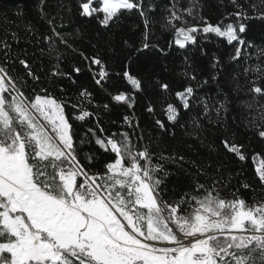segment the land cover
I'll list each match as a JSON object with an SVG mask.
<instances>
[{
  "label": "snow or ice",
  "instance_id": "6c2138e0",
  "mask_svg": "<svg viewBox=\"0 0 264 264\" xmlns=\"http://www.w3.org/2000/svg\"><path fill=\"white\" fill-rule=\"evenodd\" d=\"M231 3L235 7L228 13L232 22L217 24L203 17L199 24L185 19L196 18L195 0L188 8L173 3L163 17V27L172 34L169 47L185 50L198 43V34L205 38L214 34L235 47L231 59L239 60L246 47L254 46L244 39L250 31L247 21L264 22V0H249L247 7L238 0ZM76 11L104 28L124 12H138L145 33L136 54L153 47L144 0H78ZM53 34L67 44L54 28ZM11 36L15 39L16 33ZM43 39L49 45L54 42L53 36ZM123 44L130 47L127 41ZM0 50L5 57L0 64V264H264V201L249 205L235 194L231 200L222 198L215 181L210 188L197 185L195 194L185 193L173 203L163 200L162 180L157 176L163 166L153 165L148 149L134 145L128 133L105 134L98 116L96 128L86 133L87 143L103 162L101 169L93 171L96 155H80L83 149L76 144L72 122L93 117L85 107L92 103V93L81 88L78 103L72 104L78 114L69 117L67 101L58 100L46 87L33 88L31 96L26 94L27 79L41 83L27 52L12 59L24 69L22 77H14L8 68L11 45L6 39L0 40ZM157 50L166 54L163 48ZM258 53L264 58V48ZM133 55L129 52L125 59L131 61ZM83 58L93 83L104 89L111 79L108 64L98 55ZM219 63L213 57V68ZM81 71L74 66L64 72L57 66L51 76L75 83L73 74L78 76ZM244 73L250 97L246 103L249 123L264 139V104L260 103L264 65L250 66ZM115 75L137 92L144 88V80L134 75L128 64H122ZM184 75L188 81L197 79L194 72ZM217 79L212 76L213 81ZM155 87L173 95L169 83L158 80ZM195 93L196 88L188 83L174 93L173 102L165 99L162 110L166 120L175 123L181 108L189 111ZM109 95L118 104L135 106V97L125 91ZM201 103L207 115L209 105ZM108 108L105 104L104 109ZM224 108L225 102L218 101L217 113ZM148 111L154 112L151 103ZM124 120L131 123L127 116ZM156 124L165 127L159 119ZM222 144L240 160L246 159L241 145L227 139ZM183 159L179 157L181 162ZM256 175L264 188V162Z\"/></svg>",
  "mask_w": 264,
  "mask_h": 264
},
{
  "label": "trees",
  "instance_id": "16d2710c",
  "mask_svg": "<svg viewBox=\"0 0 264 264\" xmlns=\"http://www.w3.org/2000/svg\"><path fill=\"white\" fill-rule=\"evenodd\" d=\"M238 2L247 7L249 0ZM173 3L178 8H188L193 0H144L149 21V43L153 47L136 54L145 33L144 19L138 12H124L110 27L104 28L97 20L78 15V0H0V40L6 39L11 45L9 71L14 77L24 75L22 66L11 61L18 53L27 52V59L41 77V83L27 79L26 94L31 96L33 88L39 91L46 87L58 100L67 101L65 111L69 117L78 114L72 104L78 103L81 88L92 93V103L85 107L94 113L93 117L72 122L76 144L83 149L80 155H96L93 171L101 169L103 162L93 152L92 145L87 143L86 133L89 128H96L98 116L105 134L128 133L134 145L148 149L153 165L163 166V171L157 173L162 180L160 193L163 200L173 203L185 193L195 194L197 185L210 188L215 181L222 198L231 200L235 194L249 205L264 201V188L256 175L257 160L261 165L264 162V139L249 123L246 103L250 97L244 87V69L264 65V58L258 53V49L264 48V22L258 19L247 21L250 31L244 39L250 40L254 46L251 49L246 47L239 60L231 59L235 55V47L214 34L207 38L202 33L198 34L195 46L180 50L175 45L169 47L172 34L163 27V17ZM195 3L196 18L185 16L190 24H199L201 17L213 24L232 22L228 17V13L235 11L231 0H195ZM53 28L67 40V44L54 36ZM13 32L16 33L15 39L11 36ZM45 36H53L54 42L49 45L43 39ZM124 41L130 47L126 48ZM158 48H163L166 54L159 52ZM129 52L134 54L131 61L125 59ZM93 55L100 56L109 66L111 79L104 85L107 91L93 83L87 70L88 64L83 57ZM213 57L220 61L216 68L212 66ZM4 60L0 50V64ZM122 64H128L132 73L144 80L142 91H135L115 75ZM57 66L64 72L74 66L82 71L78 76L73 74V83L66 78L51 76ZM186 71L194 72L197 79L188 81L184 75ZM214 75L218 77L217 81L212 80ZM158 80L169 83L171 97L155 87ZM205 80L208 82L203 83ZM188 83L196 88L191 109L185 111L181 108L178 121L168 122L162 110L163 101L173 102L174 93ZM116 91L133 95L135 106L129 108L126 104L111 101L109 93L115 94ZM201 101L209 105L207 115ZM218 101L225 102V108L219 113L216 111ZM150 103L154 112L148 111ZM260 103L264 104V98H260ZM105 104L109 105L107 110L104 109ZM126 116L130 124L124 120ZM158 119L164 122V128L156 124ZM82 138L84 144L80 143ZM225 139L241 145L246 159L242 161L228 152L222 144ZM179 157L184 158L182 162ZM245 184L249 187L245 188Z\"/></svg>",
  "mask_w": 264,
  "mask_h": 264
},
{
  "label": "rangeland",
  "instance_id": "374dc122",
  "mask_svg": "<svg viewBox=\"0 0 264 264\" xmlns=\"http://www.w3.org/2000/svg\"><path fill=\"white\" fill-rule=\"evenodd\" d=\"M257 163H258V167H260L261 161L257 160Z\"/></svg>",
  "mask_w": 264,
  "mask_h": 264
}]
</instances>
